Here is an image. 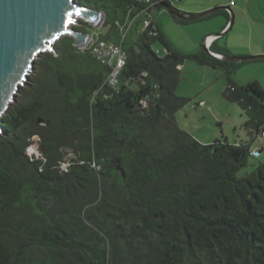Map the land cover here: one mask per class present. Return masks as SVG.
<instances>
[{"label": "trees", "instance_id": "1", "mask_svg": "<svg viewBox=\"0 0 264 264\" xmlns=\"http://www.w3.org/2000/svg\"><path fill=\"white\" fill-rule=\"evenodd\" d=\"M76 1L106 20L100 35L83 20L73 28L122 46L125 65L110 84L70 35L35 60L0 119V264H264V162L238 177L264 151L253 154L264 88L236 79L245 62L175 49L149 17L155 0ZM189 60L225 72L251 140L202 144L181 129L190 99L176 88ZM36 137L40 157L28 154Z\"/></svg>", "mask_w": 264, "mask_h": 264}, {"label": "water", "instance_id": "2", "mask_svg": "<svg viewBox=\"0 0 264 264\" xmlns=\"http://www.w3.org/2000/svg\"><path fill=\"white\" fill-rule=\"evenodd\" d=\"M154 10L166 9L172 16L188 22L207 19L221 10L230 13L227 30L233 26L234 14L230 7H215L199 14H185L173 2L155 0ZM79 13V15H77ZM80 20L99 29L106 20V13L82 5L76 0H0V119L25 86L32 73L35 60L45 52H53L55 43L70 35L75 46L84 48L91 39L90 33L76 31L73 26ZM209 56L226 62H252L264 60V55L217 57L203 44ZM3 129L0 124V134Z\"/></svg>", "mask_w": 264, "mask_h": 264}, {"label": "rangeland", "instance_id": "3", "mask_svg": "<svg viewBox=\"0 0 264 264\" xmlns=\"http://www.w3.org/2000/svg\"><path fill=\"white\" fill-rule=\"evenodd\" d=\"M182 1H184L185 4H181L178 1L174 6L181 10L182 7H187L186 4H190L188 2L192 0ZM233 1L236 2L238 0ZM198 2L208 4L210 3V0H198ZM260 4L263 7L262 11L259 8ZM253 7L254 10H256L264 19V0H254ZM149 17L159 25L172 46L178 51H187V53L191 51L193 47L192 41H194V38H198L199 35L206 33V30H199L197 28H201L202 26H206L213 22V20H210L190 26L181 25L173 19L171 13L166 9L153 10V12L149 14ZM217 19H219V17ZM138 24L140 23L138 22ZM235 24L236 21L234 19L233 27L236 30ZM257 28H262V32H259L255 36H252L250 33H245L239 37V42H260L263 39L262 43H259L263 45L264 24ZM216 33L218 32H214L213 34ZM208 34L209 33L207 32L206 35ZM230 34H232V31L229 32L228 35ZM126 39L128 43H131L132 35L129 34ZM153 48L157 52H160V54L165 53V49L159 43H154ZM184 64L185 69L181 72L180 81L176 88V95L188 98L190 99V102L185 108L179 110L177 113L176 119L178 125L182 130L190 134L202 144H207L209 142L213 143L218 139H223V135L234 137L232 122L237 125H243L244 122L247 121L248 116L239 105L232 103L225 98L224 92L226 90V79L223 75L222 69L214 70L210 67L198 66L190 60L185 61ZM236 77L244 84L251 81L261 82L263 83L264 88V61L251 62L250 64L245 65L236 72ZM39 140L38 137L34 138L33 145L28 148L29 155H33V153L39 155ZM257 146L258 144L255 145V147ZM261 162H264V151L258 158H250L248 166L238 173V177H244L247 174H251Z\"/></svg>", "mask_w": 264, "mask_h": 264}, {"label": "crops", "instance_id": "4", "mask_svg": "<svg viewBox=\"0 0 264 264\" xmlns=\"http://www.w3.org/2000/svg\"><path fill=\"white\" fill-rule=\"evenodd\" d=\"M179 2L181 4L184 3V1H182V0H179ZM232 2L234 3V5H231ZM175 3H177V2H175ZM188 3H190V4H186L187 7L185 6V7L181 8L182 12H184L185 14H199L201 12H204L208 9L215 8V7L226 6V7L231 8L232 13L234 14V19L236 21V24H235L236 30L232 26L227 31V33H225L221 37H218L212 43L215 47L225 48L227 50L228 56H255L257 54H264V44L263 45L259 44V43H262L263 39L260 42H253V41H251L249 43H245V41L239 42V39H240L239 37H241L245 33H250L252 36H255L259 32H262V28L258 29L257 27L264 24V19L261 15L258 14V12L256 10H254V7H253L254 0H240V2H239V0L236 2H234L233 0H210V3H208V4L199 3L198 0H192ZM259 8L261 11L263 10V7L261 4L259 5ZM142 17H143V15H142ZM218 17H219V19H217ZM222 17H224L225 19ZM229 18H230L229 12L227 10H224V12L219 13V14L217 13L216 15H212L205 20L188 24V26H190V25H194L196 23H201V22L213 20V22H211V24H207L206 26H202L201 28H197L199 30H206V33L199 35L198 38H194V41H192L193 47H192L191 51H189L188 53H187V51H184V52L181 51V52L185 53V54H192V53H196L199 50L203 49V43H204V40L207 36L215 35V34H213L214 32H218L216 34H220V33L224 32L225 30H227L228 25H229ZM139 20H141V17H139L133 23L134 27L138 26L137 21H139ZM154 23H155V21H154ZM156 25L159 27L158 24H156ZM181 25H183V24H181ZM199 30H197V31H199ZM257 30H259V31H257ZM231 31H232V34L228 35L229 32H231ZM91 32H93L96 35H100V33H102V32H100V30H98L96 28H94ZM207 32L209 33L208 35H206ZM261 61L263 62L264 60H261ZM252 62H259V61H252ZM184 63L182 66H180L181 72H183L185 69ZM250 63L251 62H245L244 64H242L239 67V69L243 68L245 65H248ZM214 70H219V69H214ZM223 75L225 76L224 71H223ZM235 77H236V75H235ZM225 79H226V76H225ZM236 79H237V77H236ZM237 80L241 84H244L239 79H237ZM251 82H258V81H251ZM248 83H250V82H248ZM258 83L263 88V83H261V82H258ZM226 88H227V81H226ZM200 102H204V101H200ZM245 122L243 125H240V124L237 125L234 122H232L234 137H232L230 135H225V136L223 135V138H225L228 142H230L232 144H238L241 142H247V141L251 140L252 136L250 135L249 131L246 130V128H245ZM257 141L253 145L254 149L257 148V147H255V145L258 144ZM207 144H210V142Z\"/></svg>", "mask_w": 264, "mask_h": 264}, {"label": "built area", "instance_id": "5", "mask_svg": "<svg viewBox=\"0 0 264 264\" xmlns=\"http://www.w3.org/2000/svg\"><path fill=\"white\" fill-rule=\"evenodd\" d=\"M146 4H151L152 0H142ZM168 2H178L179 0H165ZM156 5V2H155ZM231 5H234L232 2ZM151 26V21L146 20L144 22V28H149ZM216 36H207L204 40V46L208 49H210L211 44L217 39ZM81 50H91L92 54L95 56V58L103 65H105L107 68L110 69L109 74V83L114 85L118 82V76L120 74L121 69L125 65L126 61V53L123 50L122 46L115 45L113 43L106 42L104 40L99 39L97 36H91V39L89 40L88 44L81 48ZM216 55V54H215ZM219 57V55H216ZM258 146L253 151V154H258V151L261 150L264 146V132L258 137ZM29 151V149H28ZM39 152V151H38ZM34 156L40 157V154L36 155L33 153ZM30 155V156H33ZM63 169H66L67 165L64 164Z\"/></svg>", "mask_w": 264, "mask_h": 264}, {"label": "snow or ice", "instance_id": "6", "mask_svg": "<svg viewBox=\"0 0 264 264\" xmlns=\"http://www.w3.org/2000/svg\"><path fill=\"white\" fill-rule=\"evenodd\" d=\"M77 15H79V13H77Z\"/></svg>", "mask_w": 264, "mask_h": 264}]
</instances>
